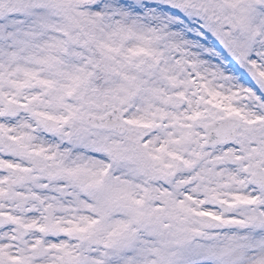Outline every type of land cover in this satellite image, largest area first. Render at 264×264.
Here are the masks:
<instances>
[{"label": "snow or ice", "instance_id": "snow-or-ice-1", "mask_svg": "<svg viewBox=\"0 0 264 264\" xmlns=\"http://www.w3.org/2000/svg\"><path fill=\"white\" fill-rule=\"evenodd\" d=\"M0 264H264V0H0Z\"/></svg>", "mask_w": 264, "mask_h": 264}]
</instances>
